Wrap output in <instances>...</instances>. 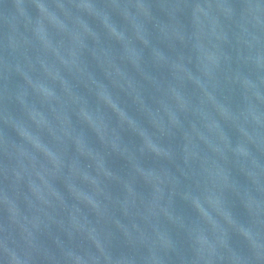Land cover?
Returning a JSON list of instances; mask_svg holds the SVG:
<instances>
[{
	"label": "water",
	"instance_id": "water-1",
	"mask_svg": "<svg viewBox=\"0 0 264 264\" xmlns=\"http://www.w3.org/2000/svg\"><path fill=\"white\" fill-rule=\"evenodd\" d=\"M0 264H264V0H0Z\"/></svg>",
	"mask_w": 264,
	"mask_h": 264
}]
</instances>
